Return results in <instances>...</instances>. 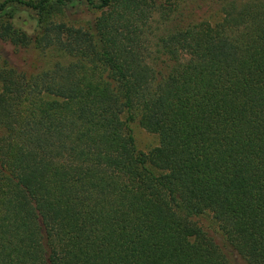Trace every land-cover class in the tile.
<instances>
[{
	"label": "trees",
	"instance_id": "obj_1",
	"mask_svg": "<svg viewBox=\"0 0 264 264\" xmlns=\"http://www.w3.org/2000/svg\"><path fill=\"white\" fill-rule=\"evenodd\" d=\"M202 1L0 0V264H264V0Z\"/></svg>",
	"mask_w": 264,
	"mask_h": 264
},
{
	"label": "rangeland",
	"instance_id": "obj_2",
	"mask_svg": "<svg viewBox=\"0 0 264 264\" xmlns=\"http://www.w3.org/2000/svg\"><path fill=\"white\" fill-rule=\"evenodd\" d=\"M187 7L191 8L193 6H200V9L198 10H194V12H196L197 14L202 13V11H206L207 6L204 3V1L202 0H187ZM32 27L31 22H29V24L26 26V28H30ZM2 55L4 57H6L10 63L12 65H14L15 67L18 66H22L23 62L22 59L23 58H30V59H26L27 62H31L33 60V57H36L34 51H30V55L29 54H25L21 51H12V49L10 47H4L2 49ZM38 58V57H37ZM49 59V57H48ZM34 62V61H33ZM41 61L40 58L37 59L36 62H34L35 65H40ZM131 129H132V133H133V137H134V141H135V146L137 148V150L141 151V152H148L150 149H152L153 147H155L157 145V137L154 134L148 133L146 131H144L142 128H140L137 123L133 122L131 123ZM200 222L203 225H208L210 223V221L207 219V216L203 217V219H200Z\"/></svg>",
	"mask_w": 264,
	"mask_h": 264
}]
</instances>
